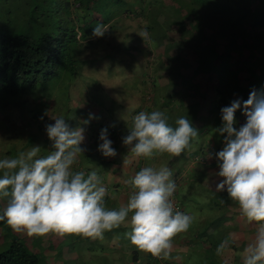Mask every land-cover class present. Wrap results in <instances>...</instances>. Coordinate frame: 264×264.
Instances as JSON below:
<instances>
[{"label": "rangeland", "instance_id": "rangeland-1", "mask_svg": "<svg viewBox=\"0 0 264 264\" xmlns=\"http://www.w3.org/2000/svg\"><path fill=\"white\" fill-rule=\"evenodd\" d=\"M104 39L113 41L112 36L108 34H105ZM115 40L117 41V38ZM133 47V45L129 47L128 40L120 41L114 47V53L108 56L103 54L106 50L98 49L97 54L91 52L95 48H91L89 52L80 50L77 56H73L78 62L70 75L62 74L54 77L34 92H23L12 98L5 97L2 101L0 100V159L16 157L20 152H26L36 146L41 149V156L47 155V152L52 150V142L47 137L46 125L43 122L41 138L35 135L34 122L37 119L33 116V114H38L39 117L45 115L44 106L48 104L50 105L46 112L48 121L51 119L54 123L55 118L63 117L70 127L75 128L78 125L85 127V139L81 145L84 152L77 158L74 168L85 172L94 170L98 173L102 183L108 188L105 203L109 209L119 207L117 206L119 201L115 200L116 194L117 197L122 194L123 203L126 202L130 193V185L126 182L140 168L144 166L170 168L173 173L172 178L177 184V190L173 196L176 210L193 217L189 230L174 240L189 254L186 258L178 259L174 264H212V259L218 260L220 256L216 255L215 249L211 250L209 244L216 239L215 237L225 238L228 235L227 230L232 224V218L237 217L234 215H238V212L235 205L228 200L226 191H222L221 195L215 192L216 186L212 184L214 180L210 179V176L192 171L185 177L182 171L186 172L187 167L184 165L189 161L187 151L190 148L195 144L198 149L204 147L200 153L204 156L205 148L209 145L217 146L221 141L220 138H223L213 131L221 126L222 120L219 113L220 108H223V101L212 99V92L217 84L222 87L225 82L218 76L219 72L214 77H204L203 79H206L204 81L201 72H194L193 67L198 64L210 69L214 59L212 56H203L201 59L203 63H200L195 56H181L178 58L183 62L180 70L185 72L187 70L189 77L181 78L172 75L168 78L176 84L158 91L156 88L161 82L158 83L156 76L171 68L165 59L174 60L179 56H165L166 58L149 56L143 50ZM249 58L250 61H254L253 57ZM226 60L227 56L216 59V62ZM158 61L163 63L162 67ZM187 61H189L188 67ZM247 67L251 69L246 71L249 75L252 69H255V65L253 67L249 64ZM257 70L255 77L252 79L248 77L250 82L246 88L249 94L253 89L260 91L264 87V72L261 69ZM169 74L167 73V76ZM234 87L237 88L236 85ZM163 91L165 93L159 96ZM222 96L223 93L219 95L221 100ZM16 109L19 112L23 109V118L20 113L17 115ZM154 110L163 111L168 117L170 126H175L177 118L187 115L199 135L192 139L190 148L179 157L164 155L150 160L133 161L128 154L130 146L118 145V143L119 141L121 143L122 138L128 134L126 131L132 126V119L136 114L141 111L150 113ZM28 115L29 118L30 115L32 116L31 122L28 120ZM89 116L93 118L89 120ZM215 119H219L221 123L215 122ZM85 120H89V123L86 126L81 125V122ZM237 121L242 126L246 122V117L242 115ZM235 125L237 129L240 127L236 120ZM105 128H107L108 138L113 142L112 147L117 153L112 158L104 157L97 150L100 144V132ZM203 156L190 160V165L201 164ZM219 182L218 178L216 183ZM214 200L217 201V205L213 203ZM4 205L5 200L0 199V209ZM219 214H222L220 218H224L220 219L219 223H215L214 218ZM128 230L125 226H121L105 233L103 240L75 235L63 238L52 235L44 238H30L15 234L6 227L4 222H0V251L7 246L11 238H17L37 256L38 264H113L108 257L106 258L104 252L109 253L110 243L115 241L116 245L121 247L118 254L122 257L123 264H159L148 254L130 245L129 240L124 236L125 231ZM202 240L207 242L208 246H202L200 244ZM208 248L211 251H208ZM132 250L137 252L136 262L130 260L129 254ZM174 255L179 254L172 251L170 257ZM165 260L169 262L170 258ZM170 263L173 264L171 260ZM236 263L242 264V259L236 260Z\"/></svg>", "mask_w": 264, "mask_h": 264}, {"label": "clouds", "instance_id": "clouds-1", "mask_svg": "<svg viewBox=\"0 0 264 264\" xmlns=\"http://www.w3.org/2000/svg\"><path fill=\"white\" fill-rule=\"evenodd\" d=\"M105 32V26L98 23L92 35L100 38ZM148 36L146 30L140 33L142 39ZM237 110L246 117L238 129L234 126ZM221 120V126L213 130L224 136V147L215 153V176L220 180L215 192L226 191L239 219L255 228L241 253L242 264H264V87L253 89L246 101L236 99L222 108ZM54 121L46 125L52 142L47 155L41 156L36 146L0 159V199L5 200L0 222L30 238L75 235L103 240L105 233L125 226L129 230L124 236L132 247L154 258L169 259L175 238L193 222L190 214L176 210L172 170L166 166L140 168L126 182L130 185L126 202L109 209L105 203L108 188L98 173L74 168L84 152L85 127H70L63 117ZM198 135L187 115L170 126L163 111H141L133 117L122 144L130 146L128 154L133 160L179 157ZM99 140L97 150L104 157L117 155L107 128L101 130ZM207 159H212L211 153ZM235 239V234L225 237L216 255L222 256Z\"/></svg>", "mask_w": 264, "mask_h": 264}, {"label": "trees", "instance_id": "trees-1", "mask_svg": "<svg viewBox=\"0 0 264 264\" xmlns=\"http://www.w3.org/2000/svg\"><path fill=\"white\" fill-rule=\"evenodd\" d=\"M98 23L105 26L112 42L104 39L105 34L93 37ZM144 30L149 33L147 39L140 37ZM126 40L129 47L133 45L149 56H179L165 59L171 68L156 76L161 82L158 91L176 84L168 78L172 75L189 77L179 72L183 66L178 59L181 56H195L200 63L203 56H212L210 69L201 64L193 68L203 74L202 79L220 73L225 83L215 86L212 99L223 101L224 108L231 104L232 92L235 99L243 95L247 98L250 78L255 77L257 69L264 72V0H0V100L34 92L54 77L70 75L78 62L73 56L80 50L95 48L91 51L94 54L98 49L106 50L103 54L108 56L118 42ZM225 56L226 61L216 62ZM250 56L254 61L249 60ZM158 62L162 67L163 63ZM249 64L255 69L248 75ZM239 71L248 76H238ZM235 85L238 93L233 90ZM49 106H44L45 115L33 114L37 137L43 134L42 122L53 123L46 115ZM16 111L24 117L23 109ZM30 118L28 115L31 122ZM214 121L221 123L219 119ZM213 203L217 205V201ZM221 215L214 218L215 223L224 218ZM210 243L212 250L218 241ZM131 257L136 259L137 252L132 250ZM220 260L213 258L211 263L237 264L235 259L231 263ZM0 264H38V258L22 241L11 238L0 251Z\"/></svg>", "mask_w": 264, "mask_h": 264}, {"label": "crops", "instance_id": "crops-1", "mask_svg": "<svg viewBox=\"0 0 264 264\" xmlns=\"http://www.w3.org/2000/svg\"><path fill=\"white\" fill-rule=\"evenodd\" d=\"M179 72L182 73V74H188V73H186V72H188L187 70H186V72L183 71V70H180ZM237 75L238 76H243L244 75L246 77L248 76L246 72H240V71L238 72ZM252 84H254L253 81H252ZM241 86H244V85H241ZM200 87H202V86H200ZM232 88H233V86H232ZM233 90L238 93L239 92V87L234 88ZM232 94H233V92L230 94L232 96L231 98L233 99L234 98V95H232ZM238 99H240L241 101H246L245 96L244 97H240V98L238 96ZM241 116H242L241 110L237 111L236 112L235 120H236V122L238 123L239 126H240V123L237 120H238V118L240 119ZM234 126L236 127V125H234ZM126 132H128V130ZM223 141H224V136H223V138L221 139L220 143L217 146L209 145L207 148H205L206 150H205V155L204 156L203 155H200V153L204 150V147H200L198 149L197 148V144H195L194 147L190 148L187 151V160L190 161L192 159L199 158L197 156H203L204 159L201 162V164H199V165L198 164H195L194 166H193V164L190 165L189 161L187 162V160H186L184 163L186 164V162H187V164L184 165V166L187 167V169H186V172L182 171L183 172V175H185V177H186V175L189 172H192V171H195V172H198V173L201 172L202 174H205L208 177L210 176L209 178L214 180L212 184L214 186H216L218 184V183H216V181L218 182V178L215 176V173L218 171V168H217V163H216V160H215V153H218L220 150H222V148L224 147ZM119 144L120 145H123L122 144V141H121V143L119 141L118 145ZM197 153H199V154L196 155ZM207 153H211L212 154V159H207ZM132 163H134V162H132ZM116 177H118L119 179L121 178L119 176H116ZM185 177H184V179H185ZM184 179H182V180H184ZM185 181H184V183H185ZM115 200H118L119 201V203L117 204V206L122 205L123 204V200H124L123 197H122V194H120L119 197H117V194H116V199ZM229 215L230 214L228 213V216ZM234 216H237V217L232 218V224L229 227V229L227 230L228 231V235L227 236H229V234H235L236 235V239L231 244L230 248L228 250H226L225 253L218 258L219 261H221L220 259H222V261L223 262H226V263H231L234 259H235L234 261H236V260H239V259L242 258L241 257V253H242L244 247H246L247 243L250 242V240H251V238H252V236H253V234L255 232V228L252 227V226H249V225L244 224L239 219V217H238L237 214H235ZM215 238L216 239L214 241H218L217 246L224 239V238H221V237H215ZM200 244L202 246H205V247L208 246V243L203 242V240L200 241ZM110 246H111V248H110L109 253H107V252L105 253L104 252L106 258L108 257L109 260L113 264H123L122 257L119 256V254H118V252L121 249V247L119 245H116V242L115 241L114 242H111L110 243ZM179 246H182V245H180L179 243H177L176 241H174V247H173L172 251L175 252V254H179V255H174L173 257H170V260L172 261L173 264L178 259L186 258L187 255L189 254V252L187 254L183 250L184 247H179ZM217 246L214 247L215 250H216ZM128 253H127V255H128ZM130 260L136 262L137 261V258L135 259V258H132L131 257ZM170 260H169V262H170ZM125 261H127V260H125Z\"/></svg>", "mask_w": 264, "mask_h": 264}, {"label": "built area", "instance_id": "built-area-1", "mask_svg": "<svg viewBox=\"0 0 264 264\" xmlns=\"http://www.w3.org/2000/svg\"><path fill=\"white\" fill-rule=\"evenodd\" d=\"M149 256L152 257L151 255H149ZM152 258L155 259L157 262H159V264H171L170 262H168L165 259H159V258H154V257H152Z\"/></svg>", "mask_w": 264, "mask_h": 264}]
</instances>
